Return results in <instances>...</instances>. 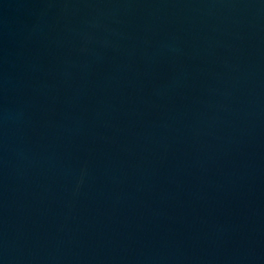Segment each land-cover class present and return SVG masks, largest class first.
<instances>
[{
    "label": "water",
    "instance_id": "1",
    "mask_svg": "<svg viewBox=\"0 0 264 264\" xmlns=\"http://www.w3.org/2000/svg\"><path fill=\"white\" fill-rule=\"evenodd\" d=\"M0 264H264V0H0Z\"/></svg>",
    "mask_w": 264,
    "mask_h": 264
}]
</instances>
